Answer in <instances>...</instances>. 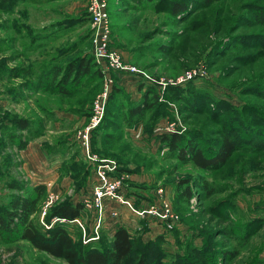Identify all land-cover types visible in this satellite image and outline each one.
Segmentation results:
<instances>
[{"label": "rangeland", "instance_id": "rangeland-1", "mask_svg": "<svg viewBox=\"0 0 264 264\" xmlns=\"http://www.w3.org/2000/svg\"><path fill=\"white\" fill-rule=\"evenodd\" d=\"M173 1L108 0L111 40L136 72L110 71L108 96L114 85L120 94L111 102L107 96L92 151L129 174L134 206L154 204L162 189L174 215L165 222L131 211L133 263L264 264V0H176L184 5L177 13ZM90 34L81 0H0V213L14 195H25L11 188L15 182L26 191L45 185L32 217L43 227L58 204L89 197L91 179L82 174L87 166L74 135L105 82L95 66L70 78L66 92L49 76L60 69L64 78L68 66L90 55ZM142 85L155 86L160 105L127 125L118 105L140 99ZM18 119L31 130L14 128ZM175 132L208 157L224 135L236 150L220 167L198 168L158 137ZM64 224L78 246L110 239L106 230L88 241L86 226L84 233L76 222ZM0 264L67 263L2 234Z\"/></svg>", "mask_w": 264, "mask_h": 264}, {"label": "trees", "instance_id": "trees-1", "mask_svg": "<svg viewBox=\"0 0 264 264\" xmlns=\"http://www.w3.org/2000/svg\"><path fill=\"white\" fill-rule=\"evenodd\" d=\"M172 4L174 13L184 10V5L179 1L175 0ZM112 45L117 48L113 42ZM78 63L76 67H72L73 64H69V74L67 72L64 78L60 77L62 70L53 69L49 76L50 84H54V87L58 91L66 92L65 88L68 82H70V78L75 77L79 79L81 76L88 74L89 69L93 66H95L97 72L102 77L101 69L95 63L92 53L82 57V59L80 58ZM139 90L142 91L140 99L130 104L120 102L118 105L122 121L127 125L134 121H141L147 110L159 107L160 105L155 86L149 87L142 85ZM173 90L176 92L186 91V89L181 87H175ZM119 94V89L114 85L109 93L108 102H111L113 98V100L118 99ZM106 112H109L108 108ZM15 127L19 131H30L31 123L24 119H18L14 123ZM158 137L161 141L169 144L172 151L177 152L178 158L191 162L194 166L202 169L220 167L236 150L233 138L228 135L223 136V139L218 143L217 149L211 157L205 155L198 143H195L192 139L189 138L187 141H181L182 135L179 133H162ZM13 140L16 139L13 138ZM25 146L26 141H22L18 145L20 149H23ZM85 164L87 168L82 174L84 173L85 178L89 175V179L91 177V171L86 162ZM76 173L78 176L81 174L79 169ZM185 182L187 181H181V183ZM88 183L87 181L86 188L89 185ZM10 186L11 188L24 191L25 195H14L9 208L5 209L3 213H0V235L12 234L14 240L27 241L37 251L45 252L54 258L65 261L67 264H144V260L135 261L134 263L131 261V257H133L135 252L136 242L133 235L124 226H117L115 228L111 238L107 241V245L96 247L90 244L80 246L76 244L64 223H72L75 219L83 217L84 207L81 198L76 201L67 199L58 204L50 211V220L46 222V225L50 224V226L43 227L34 222L32 217L37 211L39 199L45 193V185H34L31 191H26L21 184L16 182ZM202 188L206 192H213L208 183L202 184ZM188 190L189 188L186 187L182 191L187 197L190 196ZM55 217L64 219L65 222L56 221L51 224V219ZM86 230L90 236L92 234L91 229L87 227ZM101 236L99 239H102Z\"/></svg>", "mask_w": 264, "mask_h": 264}, {"label": "built area", "instance_id": "built-area-1", "mask_svg": "<svg viewBox=\"0 0 264 264\" xmlns=\"http://www.w3.org/2000/svg\"><path fill=\"white\" fill-rule=\"evenodd\" d=\"M81 1L86 9L91 29V53L95 63L101 69L105 82L103 92L92 103L91 113L86 126L79 129L74 135L81 156L91 171V192L89 193V197L83 200L84 215L89 216L87 214L89 212V219H91L92 223L90 225L92 234L87 239L90 241L100 237V229L106 217L105 214L108 212L107 209H109V217L112 219L118 218L119 206L132 211L138 217H149L165 222L173 218L174 215L164 197L162 189L157 190L158 198L154 204L148 207L134 206L132 200L126 194V190L129 187V174L119 171L113 160L101 157L92 151L91 133L99 124L104 113L110 88V71L132 73L136 72V69L132 66L124 65L118 49L112 45L108 0ZM189 77L190 75L188 74L179 80L172 81V83L185 81ZM54 219L55 221L65 222L64 219L57 217ZM74 222L81 226L85 233L86 223H83L81 219H75Z\"/></svg>", "mask_w": 264, "mask_h": 264}, {"label": "crops", "instance_id": "crops-1", "mask_svg": "<svg viewBox=\"0 0 264 264\" xmlns=\"http://www.w3.org/2000/svg\"><path fill=\"white\" fill-rule=\"evenodd\" d=\"M121 75L124 76L125 74H121ZM126 75H128V74H126ZM129 75H131V74H129ZM107 211H109V209H107ZM118 211H119V214H121V212H122V217H121V215H119V217L117 219L110 218L109 212H106V214H105L106 217L104 219L102 228L100 229V235H102L103 232L107 230V232L109 233V236L111 238V236H112V234H113V232L117 226H124L125 228L128 229L130 224L132 222H134L135 216L131 214V211H129L128 209H126L123 206H119ZM83 218H85L84 223H86V226L90 228V225H92L91 219H89L87 216H85V217L83 216L80 219L83 220Z\"/></svg>", "mask_w": 264, "mask_h": 264}]
</instances>
